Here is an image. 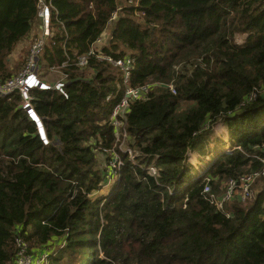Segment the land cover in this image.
<instances>
[{
  "label": "trees",
  "instance_id": "obj_1",
  "mask_svg": "<svg viewBox=\"0 0 264 264\" xmlns=\"http://www.w3.org/2000/svg\"><path fill=\"white\" fill-rule=\"evenodd\" d=\"M47 1L40 64L65 63L66 96L30 92L46 144L20 94L0 97V264L14 259L15 237L48 248V264H264V176L253 199L224 211L203 193L264 167V0ZM37 4L0 0V82L17 73L9 57ZM91 49L133 57L127 83L95 56L78 66ZM126 85L147 92L130 103L118 141L111 112ZM219 123L231 150L192 176L189 152ZM114 175L106 198L91 200Z\"/></svg>",
  "mask_w": 264,
  "mask_h": 264
},
{
  "label": "built area",
  "instance_id": "obj_2",
  "mask_svg": "<svg viewBox=\"0 0 264 264\" xmlns=\"http://www.w3.org/2000/svg\"><path fill=\"white\" fill-rule=\"evenodd\" d=\"M125 2L129 5H135L138 3V0H126ZM37 7V16L41 21V33L39 35H34L31 38L30 47L25 55L23 66L19 72L8 78L6 81L0 82V97L8 96L14 92H18L20 94L21 108L26 112L28 118L35 123L39 138L44 144H46L48 143V139L46 137L41 119L33 108V97L30 92L34 88L55 89L66 96L63 88L67 75L62 72V67L65 65V63H63L61 66L46 67L47 71H52L57 73V75H60L58 80H54L52 82L44 79L45 75L42 72L43 66L40 64V54L44 49L46 37L50 34V1L38 0ZM115 17L116 12H113L111 19ZM89 56H95L98 59L105 60L110 64L119 67L123 71L124 82L127 83V79L134 62L133 57L113 58L112 56L106 54L98 52L95 53V51L91 49L88 53L78 56L76 64L80 67L85 66ZM170 88L172 92H174V89H172L171 86ZM146 89L147 87L145 86L130 87L126 85L123 96L113 106L111 112V122L112 125L116 127L117 132H120V130L123 129L124 119L126 113L128 112L130 103L144 96L147 92ZM106 99H110V96H107ZM258 158L264 163V159H261L260 157ZM155 162L156 161L154 159L153 163L148 166L149 168H147V170L149 173H156L157 167L154 165ZM261 176H264V167H262L261 170L250 171L242 174L238 178L228 179L224 184L222 193L219 195H215L211 192V188L208 183L204 185L203 193L205 198L216 206L217 210L224 211L225 202H229L235 198L238 199V201H246L252 195V189L256 180ZM14 242L16 245V253L11 264L45 263L49 255L48 248L35 252L27 240L21 237H15Z\"/></svg>",
  "mask_w": 264,
  "mask_h": 264
},
{
  "label": "rangeland",
  "instance_id": "obj_3",
  "mask_svg": "<svg viewBox=\"0 0 264 264\" xmlns=\"http://www.w3.org/2000/svg\"><path fill=\"white\" fill-rule=\"evenodd\" d=\"M243 37L244 36L239 35V40H241ZM30 44H31V39H29V37H28V39H26V41H24L22 43V45L20 47H18L19 50L17 49V46H16L15 49L10 54V57H9L10 61H11L10 62V66H11L10 69L17 66L18 63H21L19 68L17 70H15V73L16 72L18 73L20 68H22L23 63H24V58H25V55H26V53L30 47ZM42 72L45 75V77L48 79H57L58 78L57 73L52 72V71H47L46 67H43ZM118 134H119V132L116 133L117 139L119 138ZM229 138H230V136H229V131H228L227 126L223 123H219L218 125H216L213 133L209 137V141L206 143L204 150L199 151V152L196 150H193V151L189 152L188 162H189L190 167H191V175L195 176L196 173L206 170V166L208 165V163L211 161L213 156H215L217 153L220 152L221 148L225 151L231 150V148H230L231 144L229 142ZM118 141H119V139H118ZM120 149L127 151L129 154L128 155L129 159H131L133 162L136 161V160H134V157H133L134 155H132V151L130 149H127V147H125L122 144H120ZM116 155L117 154L114 153V155L112 156L113 160H112V162H109V163L111 164V166H113V167L115 166L116 170H117L118 165L121 164L123 162V160L120 159L119 156H116ZM100 156L102 157L101 154H100ZM116 158H117V161H116ZM144 167L149 168L148 165H144ZM114 177H115V175L112 177L105 178L104 182H106V181L107 182L103 185V187L100 190H97L90 195L91 200H95L96 198H98L99 195L105 196V198H106V196L109 193V188L111 187L110 186L111 184H109V182L114 180ZM258 179H260V177ZM258 179L256 180V183H257ZM261 185L262 184L260 182L257 184H254V187L252 189V195L246 201H238V199H236V198L233 200H237L236 202H241V203L250 201L251 199H253L255 197V194L261 189ZM233 200H231V201H233ZM31 247H33V250L35 251V246H31ZM49 256H50V253H49L44 264H48Z\"/></svg>",
  "mask_w": 264,
  "mask_h": 264
},
{
  "label": "crops",
  "instance_id": "obj_4",
  "mask_svg": "<svg viewBox=\"0 0 264 264\" xmlns=\"http://www.w3.org/2000/svg\"><path fill=\"white\" fill-rule=\"evenodd\" d=\"M41 33V21H40V19H37L36 21H35V23H34V25H33V27H32V29H31V32L29 33V39H31L34 35H39ZM28 39V38H27ZM24 41H26V39L25 40H23V41H21V42H19L18 44H17V49H18V47H20L21 45H22V43L24 42ZM19 50V49H18ZM17 50V51H18ZM59 75V74H58ZM59 77H60V75L58 76V78L57 79H48V78H46V77H44V79H46L47 81H54V80H58L59 79ZM50 83V82H49ZM192 156V155H191ZM193 163V162H192ZM194 164V163H193Z\"/></svg>",
  "mask_w": 264,
  "mask_h": 264
}]
</instances>
